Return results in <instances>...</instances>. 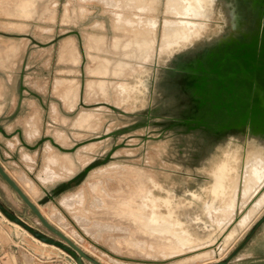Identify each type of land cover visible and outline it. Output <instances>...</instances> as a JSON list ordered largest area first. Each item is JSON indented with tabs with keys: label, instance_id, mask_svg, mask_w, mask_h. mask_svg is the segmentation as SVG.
Returning <instances> with one entry per match:
<instances>
[{
	"label": "rangeland",
	"instance_id": "374dc122",
	"mask_svg": "<svg viewBox=\"0 0 264 264\" xmlns=\"http://www.w3.org/2000/svg\"><path fill=\"white\" fill-rule=\"evenodd\" d=\"M245 2L253 6V0ZM165 4L0 0V165L51 225L95 260L103 258L102 264H214L264 215L263 206L220 249L264 194V180L250 193L244 180L248 160L264 163V146L233 139L227 149V131H216L223 116L211 115V99L198 107L196 87L177 82L206 81L211 88L220 79L215 65L223 77L231 75L229 64L255 33L264 0L247 12L251 33L234 37V0H214L208 19H180L166 13ZM182 20L196 24L192 36L163 43L164 25ZM257 53L253 63L262 69V46ZM226 150L236 157L234 205L226 197L225 205L204 210L212 171ZM153 196L194 202L190 211L210 226L207 239L174 256L169 241L146 233L132 216L141 208L149 216ZM0 201L53 237L1 178ZM222 213L230 214L227 221ZM244 249L230 264H264L242 258ZM0 264L75 262L0 216Z\"/></svg>",
	"mask_w": 264,
	"mask_h": 264
},
{
	"label": "bare ground",
	"instance_id": "6f19581e",
	"mask_svg": "<svg viewBox=\"0 0 264 264\" xmlns=\"http://www.w3.org/2000/svg\"><path fill=\"white\" fill-rule=\"evenodd\" d=\"M213 1L214 0H166L165 10H166V13L175 15L176 17H178L180 19H184V20L185 19H197V18L198 19L199 18L208 19L210 16V13H211ZM129 2H131V1H129ZM245 3L246 2L244 0L242 2V4H245ZM257 3H258L257 1L253 0V6L250 9L251 11L255 10ZM139 8H141V7H139ZM150 19H152V18H149V19L147 18V21ZM133 22H135V21H133ZM148 22H150V21H148ZM130 24H132V23H130ZM119 25H121V24H119ZM144 25H145V23H144ZM195 26H196V24L188 22V20L187 21H183V20L179 21L178 24H165L164 28H163L162 42L163 43H173V42H176L179 40L187 41L190 38V36H192L191 27H195ZM134 27H135V25H134ZM137 27H138V25H137ZM151 28L152 29H150V28H148V29H150L152 31H156V23H152ZM138 29H140V27ZM125 30H127V29L125 28ZM127 31L129 32V30H127ZM143 42L145 44V41H143ZM147 42H146V44H147ZM140 43L141 42H139V44ZM144 44H143V46H144ZM140 46L142 47L141 44L139 45V47ZM149 48H150V43H149ZM152 49H153V47H152ZM229 153H231V152H227L224 154V160L219 162L216 165L215 169L212 171L213 182H212V185L208 188V192H209V195L211 196V200L204 202V208H203L204 210H207L208 208H219V207L225 205V198L226 197L231 198L230 203L233 205V199L232 198L235 194V189L233 188L231 181H234V179H235L234 177L237 176L236 167L234 165V161L236 160V157L232 153L231 154H229ZM263 164L264 163L259 162L255 159H250L247 161L246 165L248 167L246 168L244 180L246 181L245 185L250 188V190L248 191L249 193L252 191L251 189H254L255 187L257 188V186L264 180V165ZM155 187H160V186L158 184L157 185L155 184ZM245 189H246V187H245ZM243 193H244V191H243ZM146 194H148V193H145V195ZM247 194L248 193L246 192L245 195H247ZM247 196H245V197H247ZM152 202H153V200H151V203ZM192 204H194V202H190V203H186V204L172 203V201H170V197H168L166 199L165 198L159 199V206H156V204L153 203L151 205V213L149 216L145 215V209H142V208L136 212H133L132 216L134 217V219H136L140 222V225L142 226L143 230H145L146 233H148L151 236L158 237V239L161 241H169L170 242L169 248L171 251H173V255L175 256V255H178L184 247L191 245L195 242H201V241L206 240L210 234L208 231L210 226L207 225V223L201 217V215L197 214V212L192 213L190 211L189 207L192 206ZM263 206H264V194H262L256 200V202L252 205L251 209L242 218V220H240L239 226L235 230H233L229 233V235L226 238V242H224V244L221 246L220 249H222L229 242V240L234 237V235L237 232V229L239 227L245 226L248 223V221L252 218V216L257 211H259V209H261ZM159 207L164 208L166 210V212L165 213L158 212ZM229 207H230V205H229ZM210 213H211V211H210ZM212 213H214V212L212 211ZM218 213H220V212H218ZM226 213L225 214L222 213V214L225 216ZM212 215H210V216H212ZM227 215L229 216L230 214H227ZM0 216H1V214H0ZM217 216H219V215H216V217ZM225 217L222 216V218H225ZM227 217H226V220L223 219V221H227V219H228ZM2 218L6 222H8L4 217H2ZM9 224L13 225L15 228H17L19 230H22L19 226L15 225V224H12V223H9ZM61 224H63V223H60V225ZM22 231L25 234L29 235L24 230H22ZM31 238L34 239L33 237H31ZM133 240H134V238H133ZM34 241L38 242L39 244H41L44 247L48 246L46 244L39 242L36 239H34ZM48 247L56 249L55 247H52V246H48ZM165 247H166V245H165ZM111 248H112V246H111ZM114 250H116V249L114 248ZM159 251L162 252L161 250H159ZM164 251H165V249H164ZM169 251H165V253L164 252L163 253L166 254ZM174 251L176 253L177 252H179V253L174 254ZM164 256L165 255H163V257ZM167 256L170 257L169 255H167ZM167 256H166V258H167ZM96 259L100 263L103 261V258L101 260L100 257L96 258ZM108 264H109V262H108Z\"/></svg>",
	"mask_w": 264,
	"mask_h": 264
},
{
	"label": "flooded vegetation",
	"instance_id": "af4514ba",
	"mask_svg": "<svg viewBox=\"0 0 264 264\" xmlns=\"http://www.w3.org/2000/svg\"><path fill=\"white\" fill-rule=\"evenodd\" d=\"M243 1L234 0L232 11L229 12L231 37H234L236 33H242L244 36L251 33L247 29L249 25L247 12L254 13L257 7L251 11L246 3L242 4ZM255 1L260 2V0ZM263 12L259 16L258 27L254 30L255 33L251 34L248 44L242 45V51L232 58L229 64L232 68L231 75L223 77L218 69L219 65H215L212 68L219 74L220 79L211 88L208 87L206 81L192 84L189 80L177 81L179 84L196 87L197 93L202 96L198 107L203 106L208 97L211 99V115L223 116L222 121L217 124L216 131H227V149L230 148L233 139H242L246 144H253L256 149H263L264 146V68L260 69L253 63L258 54V47L262 46L264 50ZM235 65H238L236 70ZM185 88L186 85L183 86V89ZM224 96L230 100L223 103ZM226 151L230 152V150Z\"/></svg>",
	"mask_w": 264,
	"mask_h": 264
},
{
	"label": "water",
	"instance_id": "95a60500",
	"mask_svg": "<svg viewBox=\"0 0 264 264\" xmlns=\"http://www.w3.org/2000/svg\"><path fill=\"white\" fill-rule=\"evenodd\" d=\"M0 178L6 183V185L13 190L20 198L22 203L27 206L30 212L36 217L43 228L51 234L53 237L48 236L45 233L30 226L27 222L18 217L12 210H10L4 203L0 201V214L9 223L19 226L22 230L28 233L31 237L39 242L48 246L55 247L63 254L68 256L75 264H101L93 257L85 253L80 247H78L73 241L67 238L62 232L52 226L48 220L42 215L37 205H35L22 189L15 183V181L5 172L0 165ZM264 224V215L253 225L243 241L234 249V251L225 259L218 261L214 264H230L239 253L249 244L253 239L259 228Z\"/></svg>",
	"mask_w": 264,
	"mask_h": 264
},
{
	"label": "crops",
	"instance_id": "0c3cea01",
	"mask_svg": "<svg viewBox=\"0 0 264 264\" xmlns=\"http://www.w3.org/2000/svg\"><path fill=\"white\" fill-rule=\"evenodd\" d=\"M106 71V69H104ZM264 183V182H263ZM19 186V185H18ZM20 187V186H19ZM21 188V187H20ZM233 188L235 189V187L233 186ZM22 189V188H21ZM23 191V189H22ZM24 192V191H23ZM25 193V192H24ZM26 194V193H25ZM234 197H235V194L233 196V205H234ZM159 199H164V198H157V197H154L153 196V202L151 203V205L154 203L156 204V206H159ZM232 205V206H233ZM251 209V208H250ZM249 209V210H250ZM248 210V211H249ZM255 215V214H254ZM253 215V216H254ZM252 216V217H253ZM252 219V218H251ZM250 219V220H251ZM249 220V221H250ZM248 221V222H249ZM247 226V225H246ZM238 226L236 225L235 228L233 230H235ZM243 227H239L237 229V232L241 229H243ZM232 230V231H233ZM42 248V247H41ZM43 249V252H47L48 253V250L47 249ZM260 250V255H256L255 252H259ZM263 250V251H261ZM242 258H246L248 260H254V261H258V262H264V224L259 228V230L257 231V233L255 234V236L253 237V239L249 242V244L247 245V247L244 249V251L242 252Z\"/></svg>",
	"mask_w": 264,
	"mask_h": 264
}]
</instances>
